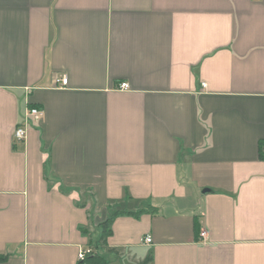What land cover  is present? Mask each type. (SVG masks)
Returning <instances> with one entry per match:
<instances>
[{
    "label": "crops",
    "instance_id": "obj_1",
    "mask_svg": "<svg viewBox=\"0 0 264 264\" xmlns=\"http://www.w3.org/2000/svg\"><path fill=\"white\" fill-rule=\"evenodd\" d=\"M88 248L264 264V0H0V264Z\"/></svg>",
    "mask_w": 264,
    "mask_h": 264
},
{
    "label": "built area",
    "instance_id": "obj_2",
    "mask_svg": "<svg viewBox=\"0 0 264 264\" xmlns=\"http://www.w3.org/2000/svg\"><path fill=\"white\" fill-rule=\"evenodd\" d=\"M67 80H68L67 76L63 74L57 78V83L60 86H66ZM203 86H205V85L203 84ZM127 87H128L127 83H121V88H127ZM42 115H43V111L39 107L29 106V105L26 106V108L23 111L21 121L17 124V126L14 130V133H13L14 138L17 140H25L26 135H27V129L29 127L30 121H36L37 122L41 119ZM201 236L204 239L206 236V232L202 231ZM145 241L147 243L151 242V237L149 235H147L145 237ZM91 251H92L91 248H88L85 250L81 249L78 253V259L83 260L88 253H91Z\"/></svg>",
    "mask_w": 264,
    "mask_h": 264
},
{
    "label": "trees",
    "instance_id": "obj_3",
    "mask_svg": "<svg viewBox=\"0 0 264 264\" xmlns=\"http://www.w3.org/2000/svg\"><path fill=\"white\" fill-rule=\"evenodd\" d=\"M30 106H36L34 104H30ZM142 211H138L136 213L132 212L130 214H133L135 216H139V214ZM120 214L117 211H114L110 213L101 223H100V229H101V235L98 240V244L102 247H106V238L110 234V226L115 216ZM92 243V242H91ZM5 255L0 254V263L4 260ZM152 261V256L148 255L141 264H148ZM80 264L86 263V264H108V260L98 251H94L93 253H88L83 260L79 262Z\"/></svg>",
    "mask_w": 264,
    "mask_h": 264
},
{
    "label": "rangeland",
    "instance_id": "obj_4",
    "mask_svg": "<svg viewBox=\"0 0 264 264\" xmlns=\"http://www.w3.org/2000/svg\"><path fill=\"white\" fill-rule=\"evenodd\" d=\"M93 252H94V250L92 249L91 253H93Z\"/></svg>",
    "mask_w": 264,
    "mask_h": 264
}]
</instances>
